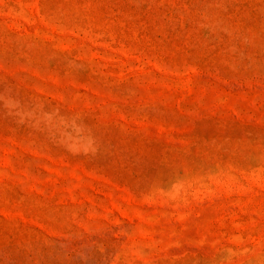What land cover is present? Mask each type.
<instances>
[{
	"label": "rangeland",
	"instance_id": "rangeland-1",
	"mask_svg": "<svg viewBox=\"0 0 264 264\" xmlns=\"http://www.w3.org/2000/svg\"><path fill=\"white\" fill-rule=\"evenodd\" d=\"M0 264H264V0H0Z\"/></svg>",
	"mask_w": 264,
	"mask_h": 264
}]
</instances>
